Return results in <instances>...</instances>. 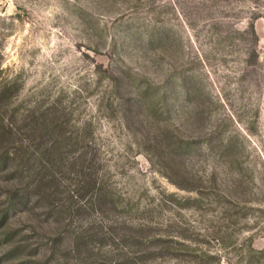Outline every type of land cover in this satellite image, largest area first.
Here are the masks:
<instances>
[{
	"label": "rangeland",
	"instance_id": "rangeland-1",
	"mask_svg": "<svg viewBox=\"0 0 264 264\" xmlns=\"http://www.w3.org/2000/svg\"><path fill=\"white\" fill-rule=\"evenodd\" d=\"M0 102V264H264V0H0Z\"/></svg>",
	"mask_w": 264,
	"mask_h": 264
},
{
	"label": "trees",
	"instance_id": "trees-1",
	"mask_svg": "<svg viewBox=\"0 0 264 264\" xmlns=\"http://www.w3.org/2000/svg\"><path fill=\"white\" fill-rule=\"evenodd\" d=\"M1 106L2 105L0 102V109H1ZM3 120H4V118L2 117V114H0V139L2 140V144H4V146H5V149H3L2 152L0 153V167L6 166L7 162L10 159V150L7 148V142H9V140L12 139V132H13L11 126L5 127V123L3 122ZM42 129L45 131L46 129H48V127L44 126ZM54 130H57V129H54ZM55 133H57V132H55ZM50 147H52V146L49 145V146L45 147V150L42 152L41 157L43 155L48 156L50 153L52 154ZM27 152L28 151L26 150L25 153H27ZM40 161L42 162L41 165L46 166V165L50 164V161H53V160L51 158H50V160H46V159L41 158ZM67 163H68V166L77 167L78 159H74L73 161H68ZM93 184H94L93 186H96L95 190H97V191H95L96 196L93 198V203H97V202L100 203V201L104 199V197L107 193L103 191L102 184L97 183L95 181V179H93ZM16 195H17V193L14 192L13 196L9 199L10 205L14 206L18 202L15 199ZM2 218H3V216H0V225L3 224V222H4V220H2Z\"/></svg>",
	"mask_w": 264,
	"mask_h": 264
}]
</instances>
